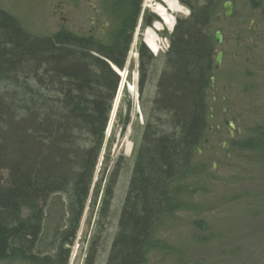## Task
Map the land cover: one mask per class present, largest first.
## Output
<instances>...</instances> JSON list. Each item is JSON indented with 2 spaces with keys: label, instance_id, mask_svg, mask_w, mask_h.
I'll use <instances>...</instances> for the list:
<instances>
[{
  "label": "trees",
  "instance_id": "trees-1",
  "mask_svg": "<svg viewBox=\"0 0 264 264\" xmlns=\"http://www.w3.org/2000/svg\"><path fill=\"white\" fill-rule=\"evenodd\" d=\"M224 1L179 0L190 14L176 18L172 31L162 36L169 44L154 97L148 108L142 107L143 123L130 138L133 166L105 264H154L152 257L186 264L189 246L225 235L226 230L213 229L212 212L225 202L250 203L264 190L220 194L219 176L200 154L217 131L215 125L210 130V78L218 69L214 33ZM250 2L264 18V0ZM97 3L111 26L99 35L64 27L33 34L0 8V174L5 171L8 182L0 185V264H68L88 197V222L92 216L116 131H125L130 123L131 102L124 107L122 101L106 138L121 80L115 68H125L142 0ZM137 53L141 97L156 56L143 42ZM225 141L231 157L225 159L237 161L226 163V168L234 167L230 170L237 168L232 180L251 170L264 177V119ZM119 166L117 162L106 184L99 227ZM54 194L66 197L67 216L53 251L40 254L42 211L22 219L19 208L45 204ZM93 251L94 243L90 255Z\"/></svg>",
  "mask_w": 264,
  "mask_h": 264
},
{
  "label": "rangeland",
  "instance_id": "rangeland-1",
  "mask_svg": "<svg viewBox=\"0 0 264 264\" xmlns=\"http://www.w3.org/2000/svg\"><path fill=\"white\" fill-rule=\"evenodd\" d=\"M231 1L232 15L215 23V27L223 35V41L217 50L222 52V58L214 76L210 129L212 132L214 125L219 126V129L211 134L213 139H210L212 141L210 148L205 147L203 152L200 151L202 159H206L219 176L220 194L224 192L238 194L239 191L251 188H264V177L262 178L258 173L251 170L244 174L246 176L232 180L231 177L235 176L237 168L236 166L234 170H230L234 168L232 166L226 168L227 162L235 165L237 161L235 158L225 159L231 158L225 153L229 147L225 138L229 135L232 139L241 136L247 133L248 128L264 119V18L260 8H254L250 0ZM176 2L182 9L174 13L168 12V15L173 17L174 24L176 18H186L190 14L189 9L179 0ZM153 3L165 8L167 6L162 0H142L140 4L139 18L128 53L126 72L124 71L126 75L124 74L125 78L120 75L122 84H119L113 102L106 138L112 130L118 107L122 103L126 107L128 100L132 107L130 123L125 131L121 132L119 129L116 131L109 166L103 177L92 216L88 222L91 212L88 205L91 197H88L79 229L70 246L68 264H87L86 261L105 264L116 233L120 208L133 166L130 138L143 123L142 107L148 108L155 94L156 82L163 67V54L169 44L168 39L162 36L165 31L170 32V29H173L164 24L159 14L152 10L150 6ZM0 8L12 14L29 32L37 35L49 34L61 27L79 34L95 35L101 34L105 29H111L107 16L103 15L98 7L97 0H0ZM167 8L170 9L169 6ZM146 20H151L149 26L144 25ZM155 23L159 24V29L153 27ZM148 28L154 32L157 40L159 39L160 51L155 54L156 58L149 66L139 97L137 48L139 42L147 43ZM130 69L132 70L130 81H127ZM130 87L135 88L134 93L130 91ZM229 122H233V127L229 126ZM127 142L130 143L129 152L126 151ZM102 159L100 155L92 183L98 178ZM117 162L120 163L118 175L109 197L103 225L99 227L97 220L100 216L106 184ZM6 178L7 173L2 171L1 186L7 185ZM247 201L238 199L225 202L212 212L213 217L210 221L213 229L217 232L226 230V233L221 236L222 238L219 236L210 243L189 246L186 264H264V190L261 196H254L250 203ZM38 209L42 211V229L36 249L40 254H48L53 251L57 242L56 233L63 227L67 216L66 197L63 194H54L45 204L41 202L23 204L19 208V217L27 219ZM171 239L176 243L177 238L172 236ZM93 243L94 251L90 255V245ZM150 261L154 264H175L170 259L162 261L161 258L155 257Z\"/></svg>",
  "mask_w": 264,
  "mask_h": 264
},
{
  "label": "bare ground",
  "instance_id": "bare-ground-1",
  "mask_svg": "<svg viewBox=\"0 0 264 264\" xmlns=\"http://www.w3.org/2000/svg\"><path fill=\"white\" fill-rule=\"evenodd\" d=\"M148 1V0H147ZM164 3H165V5L167 4V6H169V8L170 9H168L167 8V6H166V8L165 7H163V6H161L160 4H158V3H153L150 7L152 8V10L155 12V13H157V14H159V16H160V18L163 20V22H164V24H166L167 26L169 25V26H171V28L174 26V22H173V17L172 16H170V15H168L169 13V11H171V12H177V11H180L182 8L181 7H179V5L177 4V2H176V0H162ZM153 27L154 28H157V29H159V24L158 23H155L154 25H153ZM159 40V39H158ZM158 40H157V38H156V36H155V34H154V32L150 29V28H148L147 29V39H146V44L148 45L147 47H148V49L155 55V54H158L159 53V51H160V47H159V45H158ZM145 44V45H146ZM218 53V52H217ZM221 64V63H220ZM219 66H217V68H218ZM127 68V67H126ZM115 70H116V72L118 73V74H120L121 76H122V78L126 75L125 74V70L123 69L122 71L121 70H118L117 68H115ZM125 74V75H124ZM134 77H135V75H134ZM212 77H214V76H212ZM125 78V77H124ZM214 80H215V77H214ZM120 84H122V82L120 83ZM126 84V83H125ZM214 85V84H213ZM130 89V91H132V93H134L135 92V88L134 87H130L129 88ZM211 90H213V89H211ZM212 112V111H211ZM212 118V117H211ZM126 151L127 152H129L130 151V143L129 142H127V144H126Z\"/></svg>",
  "mask_w": 264,
  "mask_h": 264
},
{
  "label": "water",
  "instance_id": "water-1",
  "mask_svg": "<svg viewBox=\"0 0 264 264\" xmlns=\"http://www.w3.org/2000/svg\"><path fill=\"white\" fill-rule=\"evenodd\" d=\"M222 9L224 10L223 13H222V18L223 19H227L229 18L231 15H232V12H233V2L231 0H226L224 1V3L222 4ZM220 17V16H219ZM173 28V27H172ZM169 30V29H168ZM172 29H170L171 31ZM214 38H215V41L217 44H221L222 41H223V35L221 34V32L219 30L215 31L214 33ZM144 41V40H143ZM145 43V41H144ZM146 44V43H145ZM221 58H222V53L221 52H218L216 54V59H215V62H216V66H219L220 63H221ZM127 67V62L125 64V68L124 70L126 69ZM126 72V70H125ZM120 75V74H119ZM210 82H211V89H214V77H211L210 78ZM212 99H214V97H212ZM212 111V107H210V112ZM212 117V115H210V118ZM230 126L233 127V122H230Z\"/></svg>",
  "mask_w": 264,
  "mask_h": 264
},
{
  "label": "flooded vegetation",
  "instance_id": "flooded-vegetation-1",
  "mask_svg": "<svg viewBox=\"0 0 264 264\" xmlns=\"http://www.w3.org/2000/svg\"><path fill=\"white\" fill-rule=\"evenodd\" d=\"M219 18H221V17H219ZM218 52H221V51H218ZM222 53V52H221ZM216 54H217V52H216ZM234 54V53H233ZM232 54V55H233ZM216 129H219V126H216ZM211 130V129H210ZM213 139V138H212ZM207 148H210V146L209 147H207Z\"/></svg>",
  "mask_w": 264,
  "mask_h": 264
}]
</instances>
